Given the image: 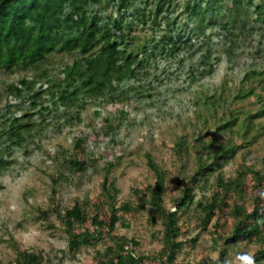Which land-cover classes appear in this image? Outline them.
<instances>
[{
    "label": "trees",
    "instance_id": "obj_1",
    "mask_svg": "<svg viewBox=\"0 0 264 264\" xmlns=\"http://www.w3.org/2000/svg\"><path fill=\"white\" fill-rule=\"evenodd\" d=\"M181 4L187 12L185 21L191 24V32L195 33L187 38L180 34L178 20L182 13L175 17ZM181 4L180 0H0V69L34 74L32 80L24 77L20 83L11 84L7 89L10 96L21 98L34 111L11 119L10 125L3 130L10 143L4 148L0 143V175L10 170L14 162L7 150L13 145L24 146L32 137L36 123L24 121L28 115L37 113L46 120L59 108L69 110L65 111L66 115L75 109L78 113L76 119L81 121L80 111L88 103L118 96L119 86L134 84L142 74L149 76L153 60L157 61L159 57L176 58L182 52L193 49V40L202 36H207L205 45L210 46L212 36L206 35V30L219 28L225 31V49L228 54H233L236 49L233 40L239 39L242 32L252 25L251 22L264 20V2L256 0H184ZM254 16L257 17L253 20ZM145 24H149L154 31L152 40H137L138 36L134 35L136 28ZM206 50L203 54L205 60L201 58L198 64L192 66V73L201 65V76H207L213 70L210 62L216 53L212 48ZM200 51L203 50L197 48L195 54ZM56 54H71L75 58L72 63L65 64L61 77L48 78L49 85L38 87L41 79L49 77L44 65ZM191 55L190 60L195 62L194 53ZM262 75L256 68L246 71L238 84L237 94L231 99L242 101L255 95L252 82L260 76L258 82L262 85ZM121 94L120 101L133 97L127 96L125 89ZM137 94L139 97L150 96L142 90H138ZM203 97L200 101L202 108L209 110L214 118L220 116V121L215 122L216 128L205 139L204 121L207 117L198 113V135H193L191 146L186 137L175 144L182 163L179 169L180 193L169 201L165 200L166 171L147 151L148 168L155 182L145 184L143 188H134L139 199L137 204L118 199L120 189L110 178L116 160L109 162L105 168L101 192L94 198L91 211L88 209L89 202L80 199L62 209L57 201L60 180L88 171L96 161L87 152V138L83 133L74 136L71 153L64 155L62 150L61 158V152L53 154L54 165H61L70 173L68 178L62 172L58 177L51 178L54 185L50 206L39 208L38 218L47 221L55 215L62 220L69 253L76 254L82 247H95L92 262L85 264H235L234 257L238 259L236 264H264V172L258 171L255 166L254 169L242 165L237 169L236 178L226 179L220 171L238 149L231 142L221 141L220 134L230 132L238 125L240 134L244 132L242 136L245 138L252 129L253 115L238 123L239 116L230 107L231 101L228 104V97L218 89L212 94L204 93ZM43 98L51 101V105H45ZM261 101L263 97L258 95V102ZM16 106L21 108L20 104ZM126 115L127 111L121 112L119 127L124 124ZM261 115H264V109L255 114ZM111 124L109 126L115 133L119 127ZM2 149L5 154H1ZM191 158H194L197 167L193 173L187 174L185 160ZM217 171L219 177L213 185L209 182V175ZM248 173L252 174L250 179ZM198 188L208 190L209 194L196 199ZM250 194L253 200L247 207L243 200H249ZM173 206L177 209L173 210ZM140 211L148 212L151 224L159 220L162 223V229L156 235L162 247L151 254H145L143 249L141 251L142 242L138 238L118 230L119 225L129 228L127 217ZM192 211L197 212L198 227L210 232L212 248L218 256L215 259L204 257L196 263L190 260L180 263L178 258L185 247L194 249L198 246V237L183 238L189 226L186 229L188 222L181 220L184 214ZM99 243L103 244L102 248H98ZM13 245L17 255L7 264H45L43 251L23 249L16 241Z\"/></svg>",
    "mask_w": 264,
    "mask_h": 264
},
{
    "label": "rangeland",
    "instance_id": "obj_2",
    "mask_svg": "<svg viewBox=\"0 0 264 264\" xmlns=\"http://www.w3.org/2000/svg\"><path fill=\"white\" fill-rule=\"evenodd\" d=\"M256 1L264 2V0ZM183 2L184 0H180V4ZM178 13H182L178 20L180 34L186 35V38L193 36L195 33L191 32V24L185 21L187 12L182 4L175 17ZM256 17L254 16L253 20ZM251 24V27L242 32L239 39L233 40L236 46L233 54H228L225 49L226 32L219 28H210L206 30V35L208 33L212 36L210 46L205 45L207 36H202L193 40L195 43L193 49L182 52L176 58L159 57L157 61L153 60L149 76L142 74L141 79L134 81V84L119 86L118 96L88 103L80 111L81 121L76 119L78 113L75 109H71V114L66 115L65 111L69 110L59 108L46 120L37 113L28 115L24 121L36 123L33 126L32 137L27 139L24 146L13 145L7 150L11 153L14 162L10 170L0 175V264H7L16 257L14 241L23 249L43 251L45 264L92 262L95 255L93 246L82 247L76 254L67 251V233L59 217L51 215L47 221L38 218L39 208L47 209L50 206L54 185L51 178L58 177L61 172L68 178L67 175L70 173L61 165H54L53 154L59 151L61 158L62 150L65 151L64 155L71 153L74 136L77 133L85 134L87 152L96 162L88 171L75 173L69 175L68 179L60 180L57 185V201L62 209L72 205L76 199H80L89 202L88 209L91 211L94 198L101 192L105 168L109 162L116 160L118 161L111 169L110 178L120 189L118 199L137 204L139 199L134 188H143V185L155 182L148 168L145 154L147 151L166 171L165 200L169 201L172 196L180 193L179 169L182 163L174 146L182 137H186L191 146L193 135H198V113H203L204 118L207 117V121H204L205 139L210 137V131L216 128L215 122L220 121V116L212 117L209 110L202 108L200 101L204 98V93L212 94L217 89L228 97V104L231 101L230 107L239 116L238 123L245 121L246 116L253 115L252 129L246 133L245 138L242 136L244 132L240 134L238 125L230 132L220 134L221 141L238 146L234 157L220 171L226 179L236 178L237 169L242 165L252 168L255 166L258 171L264 172V115L255 116L264 109V79L262 85L258 82L260 76L258 80L252 82L255 95L242 101L231 99L237 94L238 84L242 82L244 73L249 69L256 68L261 74L263 73L264 78V20ZM153 33L150 25L145 24L139 25L134 35L138 36L137 40L145 41L152 40ZM197 48L203 51L195 54ZM208 48H212L216 53L213 59H210L213 70L209 75L201 76L199 73L203 67L201 65L192 73V66L198 64L201 58L205 60L203 54ZM192 53L195 55V62L190 60ZM74 58L71 54L52 56L50 62L44 65L49 77L41 79L38 87L49 85L48 78L61 77L65 64L72 63ZM206 67L209 69V65ZM194 74L197 76L195 79ZM24 77L33 79L34 74L0 69V143L3 148L10 143L3 130L10 125L11 119L34 111L29 105L24 104L21 98H14L7 92L9 85L20 83L19 81ZM132 85H134L133 89H131ZM123 89L127 90V96L133 95V97L120 101L118 98L122 96ZM138 90L150 96L139 97ZM258 95L263 97V101L258 102ZM45 98H43L45 105L50 106L51 101ZM18 104L21 108L16 106ZM122 111H127L128 115L124 124L119 127ZM228 111L229 108L225 111L226 116ZM73 117L75 118L72 121ZM6 119H9L8 122H5ZM68 120L70 121L67 122ZM110 124L119 127L115 133L112 132ZM189 153H192L191 150ZM1 154H5L4 149ZM185 161L186 173H193L194 168L197 167L194 158ZM247 175L248 179L252 177L251 173ZM209 177V182L214 185L219 172L212 173ZM205 193L209 194L208 190L198 188L196 199ZM252 200L253 196L250 194L249 200L245 199L243 203L250 207ZM176 209L173 206V210ZM196 213L192 211L190 214H184L181 220L188 222L186 229L189 226V229L184 231L183 238L198 237L199 241L197 248L185 247L178 258L180 263L185 260L196 263L204 257L215 259L218 256L217 251L212 248L210 232L198 227ZM127 220L130 227L122 228L119 225V232L138 238L142 242L141 251L143 249L145 254L160 250L162 244L156 236L162 229L160 220L156 224H151L148 221L147 211L133 213V216H128ZM102 247L103 244L99 243L98 248ZM233 259L235 264L238 263L237 258Z\"/></svg>",
    "mask_w": 264,
    "mask_h": 264
},
{
    "label": "clouds",
    "instance_id": "obj_3",
    "mask_svg": "<svg viewBox=\"0 0 264 264\" xmlns=\"http://www.w3.org/2000/svg\"><path fill=\"white\" fill-rule=\"evenodd\" d=\"M29 80H32V78H28Z\"/></svg>",
    "mask_w": 264,
    "mask_h": 264
}]
</instances>
